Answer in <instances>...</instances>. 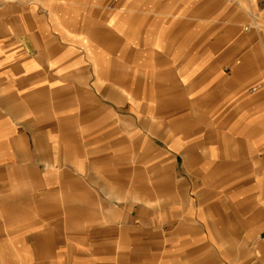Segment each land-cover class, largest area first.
Returning <instances> with one entry per match:
<instances>
[{"label": "crops", "instance_id": "1", "mask_svg": "<svg viewBox=\"0 0 264 264\" xmlns=\"http://www.w3.org/2000/svg\"><path fill=\"white\" fill-rule=\"evenodd\" d=\"M0 264H264V0H0Z\"/></svg>", "mask_w": 264, "mask_h": 264}, {"label": "rangeland", "instance_id": "2", "mask_svg": "<svg viewBox=\"0 0 264 264\" xmlns=\"http://www.w3.org/2000/svg\"><path fill=\"white\" fill-rule=\"evenodd\" d=\"M170 173V170L168 171L166 168L163 169V173Z\"/></svg>", "mask_w": 264, "mask_h": 264}]
</instances>
